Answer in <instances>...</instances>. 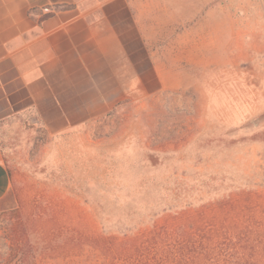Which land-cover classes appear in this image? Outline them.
Segmentation results:
<instances>
[{"label":"rangeland","instance_id":"374dc122","mask_svg":"<svg viewBox=\"0 0 264 264\" xmlns=\"http://www.w3.org/2000/svg\"><path fill=\"white\" fill-rule=\"evenodd\" d=\"M109 2L153 62L101 120L0 123V264H264V0Z\"/></svg>","mask_w":264,"mask_h":264},{"label":"crops","instance_id":"0c3cea01","mask_svg":"<svg viewBox=\"0 0 264 264\" xmlns=\"http://www.w3.org/2000/svg\"><path fill=\"white\" fill-rule=\"evenodd\" d=\"M120 4L0 0V123L41 125L56 136L121 107L129 76L153 55ZM11 189L0 150V201Z\"/></svg>","mask_w":264,"mask_h":264},{"label":"trees","instance_id":"16d2710c","mask_svg":"<svg viewBox=\"0 0 264 264\" xmlns=\"http://www.w3.org/2000/svg\"><path fill=\"white\" fill-rule=\"evenodd\" d=\"M218 250L220 251V254H218V259L215 261H211V260H209V258L203 257L204 259L208 260L205 262V264H236L233 261L234 253H233L232 249L228 250L227 252H226V250H223V249H222V251L220 249H218ZM205 252H209V251H204L203 254ZM202 256H205V255H202Z\"/></svg>","mask_w":264,"mask_h":264}]
</instances>
